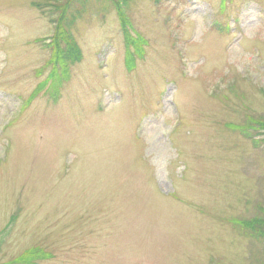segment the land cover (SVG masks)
<instances>
[{
    "label": "rangeland",
    "instance_id": "rangeland-1",
    "mask_svg": "<svg viewBox=\"0 0 264 264\" xmlns=\"http://www.w3.org/2000/svg\"><path fill=\"white\" fill-rule=\"evenodd\" d=\"M122 1L0 0V264H264V0Z\"/></svg>",
    "mask_w": 264,
    "mask_h": 264
},
{
    "label": "trees",
    "instance_id": "trees-1",
    "mask_svg": "<svg viewBox=\"0 0 264 264\" xmlns=\"http://www.w3.org/2000/svg\"><path fill=\"white\" fill-rule=\"evenodd\" d=\"M117 3H115V5L118 7H120V5L122 6L123 1L122 0H115ZM226 0H222L221 1V6L224 5V2ZM42 3V2H41ZM34 7H42V4H40L39 2H33L32 3ZM65 6H69V4H65ZM127 26L126 24H123L124 27V41L125 47H132L134 45L133 41H134V33L128 32L127 31ZM144 40L140 39V43H144ZM146 43V42H145ZM58 48L60 49V46H58ZM56 51V50H55ZM140 54H139V53ZM138 52L131 53L130 51H127V56H126V62L129 64L130 68L129 69H133L134 68V55H137L139 57L142 56L141 50L138 49ZM74 55L76 56V54L74 53ZM249 124L246 126L245 124H242V126H238L239 130L241 131H245L247 132L245 129H253L255 130V134L258 135L257 136H264V117H257V118H249L248 120ZM246 126V127H245ZM249 133V132H247ZM250 139L253 140V136L250 135ZM257 208L260 210L259 213L253 215L252 217H248V218H243L242 220H237V224L239 225V227L244 231L245 234H248L252 237H255V239L261 244L264 245V205H258ZM25 252H23L22 254H24ZM31 256L26 258L25 257H19L18 259H15V263H25V264H32L35 261L41 259L45 253L40 250L37 246H35L34 248L31 249Z\"/></svg>",
    "mask_w": 264,
    "mask_h": 264
}]
</instances>
